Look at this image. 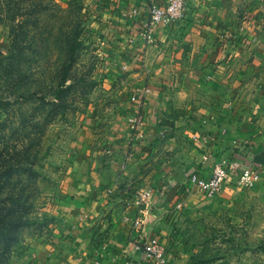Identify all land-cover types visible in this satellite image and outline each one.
Listing matches in <instances>:
<instances>
[{
    "label": "crops",
    "instance_id": "0c3cea01",
    "mask_svg": "<svg viewBox=\"0 0 264 264\" xmlns=\"http://www.w3.org/2000/svg\"><path fill=\"white\" fill-rule=\"evenodd\" d=\"M153 2L166 0L100 1V36L116 45L132 94L149 90L119 116L106 164L69 203L67 234L47 264H148L143 242L165 244L172 228L163 210L185 187L200 191L190 174L210 178L226 157L264 176L255 160L264 151V0H185L183 17L154 23L146 42L138 29Z\"/></svg>",
    "mask_w": 264,
    "mask_h": 264
},
{
    "label": "rangeland",
    "instance_id": "374dc122",
    "mask_svg": "<svg viewBox=\"0 0 264 264\" xmlns=\"http://www.w3.org/2000/svg\"><path fill=\"white\" fill-rule=\"evenodd\" d=\"M100 1L0 0L1 197L30 220L8 264L56 257L69 203L105 166L132 100L130 71L99 34ZM163 215L169 264H264L263 175L213 196L189 190Z\"/></svg>",
    "mask_w": 264,
    "mask_h": 264
},
{
    "label": "built area",
    "instance_id": "2783aa9c",
    "mask_svg": "<svg viewBox=\"0 0 264 264\" xmlns=\"http://www.w3.org/2000/svg\"><path fill=\"white\" fill-rule=\"evenodd\" d=\"M150 18L145 21L138 29V34L149 42L152 37V27L156 22L168 23L174 19L182 18L185 10V0H166L165 3H151L150 4ZM147 87H140L132 94L133 101H141L144 99ZM144 122L142 113H139L134 119V129L140 128ZM263 173V167L258 164H251L243 168L238 162L222 157L214 164L213 172L210 178H203L198 173L190 174V181L194 183L198 189L208 195L213 196L220 191L224 182L228 178H234L237 184L243 186H250L256 182ZM189 193V188L185 187L181 192V196ZM181 206V202L178 203ZM142 252L145 261L148 264H168L166 246L161 240L160 236L153 235L147 238L142 245ZM94 264H105L102 260H96Z\"/></svg>",
    "mask_w": 264,
    "mask_h": 264
},
{
    "label": "trees",
    "instance_id": "16d2710c",
    "mask_svg": "<svg viewBox=\"0 0 264 264\" xmlns=\"http://www.w3.org/2000/svg\"><path fill=\"white\" fill-rule=\"evenodd\" d=\"M74 50V43H69ZM255 160L264 165V151L255 156ZM3 188L0 186V264H8L11 253L21 241L20 228L30 223V220H23L24 214L21 213L18 199H11V206L7 208L1 195ZM44 219H47L46 216Z\"/></svg>",
    "mask_w": 264,
    "mask_h": 264
}]
</instances>
